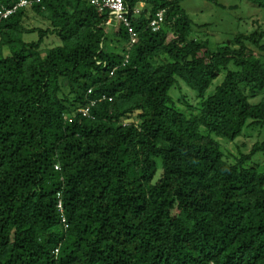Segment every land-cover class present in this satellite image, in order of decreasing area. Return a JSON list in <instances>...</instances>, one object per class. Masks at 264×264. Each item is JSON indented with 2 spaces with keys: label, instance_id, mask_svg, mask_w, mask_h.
Segmentation results:
<instances>
[{
  "label": "trees",
  "instance_id": "obj_1",
  "mask_svg": "<svg viewBox=\"0 0 264 264\" xmlns=\"http://www.w3.org/2000/svg\"><path fill=\"white\" fill-rule=\"evenodd\" d=\"M19 1L0 0V264H264V29L212 51L186 0H125L132 43L90 0L2 18Z\"/></svg>",
  "mask_w": 264,
  "mask_h": 264
},
{
  "label": "rangeland",
  "instance_id": "obj_2",
  "mask_svg": "<svg viewBox=\"0 0 264 264\" xmlns=\"http://www.w3.org/2000/svg\"><path fill=\"white\" fill-rule=\"evenodd\" d=\"M219 2L221 6H216L207 0H186L182 3V7L195 23L193 37L209 41L212 51H216L218 46L233 39L239 33L249 34L258 28L264 29V8L254 6L246 0H219ZM29 24L34 26L38 25V22L32 17ZM204 25L207 26L202 27ZM107 30L109 33L113 32L114 35L117 28L111 26ZM47 43L51 46L52 39L47 41ZM255 54L261 56L258 51H255ZM223 78L224 73L214 83L213 87L209 90V94L214 91V88L221 83ZM181 84L183 88L182 94L181 91L179 93L173 90L171 95L176 99L181 95L186 96L189 103L196 106L195 93L185 84ZM261 99L262 97L260 96L253 99L252 102L258 103ZM182 108H185L184 105H182ZM261 137L258 130H248L235 142L221 140V143L228 155L238 157L240 149L243 153H249L251 147L261 140ZM254 162L264 164V156L258 155L255 157Z\"/></svg>",
  "mask_w": 264,
  "mask_h": 264
},
{
  "label": "built area",
  "instance_id": "obj_3",
  "mask_svg": "<svg viewBox=\"0 0 264 264\" xmlns=\"http://www.w3.org/2000/svg\"><path fill=\"white\" fill-rule=\"evenodd\" d=\"M41 0H20L18 4L11 10H7L3 13L2 18H7L9 15L16 12L18 9L27 8L35 3H40ZM90 4L94 6L100 14H108V20L106 22V27H117L120 24H123L131 33L132 43L136 42L137 34L133 31L132 23L129 18L130 11L126 6L125 0H90ZM137 13L140 11L137 10ZM165 21V13L159 12L156 14L155 18L151 21L150 26L154 32H157L161 29ZM1 39V37H0ZM114 75V71L111 73ZM95 105V102H92L88 107L84 108L81 112L85 117L90 115V109ZM59 170V167H56ZM59 208L62 210V204L59 205ZM63 223H66V220L63 219ZM66 227H68L66 225Z\"/></svg>",
  "mask_w": 264,
  "mask_h": 264
}]
</instances>
